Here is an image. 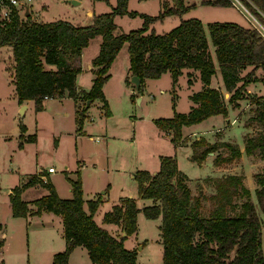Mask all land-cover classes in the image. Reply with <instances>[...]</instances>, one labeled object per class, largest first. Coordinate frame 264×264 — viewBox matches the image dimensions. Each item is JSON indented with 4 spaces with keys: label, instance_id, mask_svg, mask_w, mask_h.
<instances>
[{
    "label": "trees",
    "instance_id": "1",
    "mask_svg": "<svg viewBox=\"0 0 264 264\" xmlns=\"http://www.w3.org/2000/svg\"><path fill=\"white\" fill-rule=\"evenodd\" d=\"M107 2L108 0H101ZM128 0H115L109 11L92 13L90 23L73 25L68 20L36 21L27 14L21 18L15 7L9 6V16L0 19V46H9L13 60V85L18 103L31 99L35 110L42 109L44 98L70 97L91 102L99 99L104 116L110 114L102 85L108 77V69L120 48L126 44L129 73L139 78L138 93L142 92L144 78H158L168 71L173 90L182 68L197 70L202 88L189 95L193 103L187 112L173 111L170 117L153 118L154 125L170 135L174 145L185 142L181 128L198 123L210 115L227 113V107H237L244 98L246 84L255 81V70L264 74V38L254 27L234 22H209L205 26L198 18H181L169 31L155 33L150 24L166 15H182L194 4L173 0L172 5L162 2V10L156 15L138 13L127 9ZM259 21H264V0H239ZM202 4L232 5L231 0L201 1ZM142 16L140 27L114 33L116 15ZM101 36L98 53L91 59L92 83L88 90L78 88L75 77L80 72V55L89 40ZM209 44L213 55L209 51ZM44 64L53 65L46 69ZM251 68L243 75L240 70ZM218 69L222 86L229 93L225 99L221 90L209 85L211 76ZM191 74H187L188 82ZM129 84L128 77L125 81ZM239 82V84H238ZM137 95L132 93L130 98ZM88 102V104H89ZM174 103V96H172ZM80 110V116L88 107ZM76 118L80 130L82 119ZM254 119L259 130L243 135L246 154L264 156V96L256 102ZM24 131V126H19ZM20 142L34 141L35 135ZM225 147L227 154L217 153L214 164L229 162L240 156L235 143L209 142L199 136L190 142V159L200 163L208 154ZM45 177V178H44ZM133 177L137 183V196L149 198L152 204L142 207L149 218L160 217L158 225L162 245L159 264H264L262 252V221L250 192L243 184L241 174H224L206 177L214 186L209 197L212 205L207 214L201 210L202 194L192 195L187 176L178 169L173 155L159 156V167L154 172L137 169ZM256 182L254 194L264 217V172L253 175ZM70 184L71 197H60L47 174L33 173L25 181L13 186L9 202L13 216H25L27 204L21 192L32 185L44 187L46 194L35 198V213L41 210L58 214L62 219L65 246L52 255L51 264H67L70 251L83 246L93 264H141L136 261L134 249L123 245L125 236L114 237L93 220V213L101 202V196L87 201V211L82 207V187L77 172L74 179L65 174ZM241 200L236 205L234 199ZM237 208L230 212V209ZM136 203L125 197L105 211L103 223L120 224L126 235L136 230ZM1 244V241H0ZM0 264H4L0 259Z\"/></svg>",
    "mask_w": 264,
    "mask_h": 264
},
{
    "label": "rangeland",
    "instance_id": "2",
    "mask_svg": "<svg viewBox=\"0 0 264 264\" xmlns=\"http://www.w3.org/2000/svg\"><path fill=\"white\" fill-rule=\"evenodd\" d=\"M76 1L75 4L70 5L66 0H29L28 4L36 6V14H33L36 20L64 19L69 22L85 15L86 8H89L94 13H101L109 11L115 4V0H108L107 2L101 0ZM163 1L167 5L173 4V0H128L127 8L153 16L162 10ZM183 1L185 4L194 5L182 15L170 14L154 20L150 27L155 33L169 31L177 25L181 18L194 17L198 18L204 26L209 22H234L247 27H255L264 36V23H260L239 0H231L232 5L230 6L202 4V0ZM23 17L21 14V18ZM142 19L139 14L135 16L116 15L114 21L116 20L118 25L115 33L140 27ZM94 40L85 49V57H88L94 50ZM5 47L8 48L7 46ZM213 49L214 47L209 44V51L212 55ZM1 52L3 54V51ZM9 54L11 57L12 54ZM7 63V54L4 53L0 56V199L2 200L3 187L10 182V179H14L15 183L17 181H25L39 167L45 169L49 167L48 171L54 172L53 179L57 183L58 189L63 191L64 184L67 181L65 170L73 174L74 172L72 171L77 168V163H79L80 167V159L92 160L95 163L96 183L103 184L98 189L97 194H100L105 189L102 194L103 199H101L93 215V220L99 225L103 213L109 210L113 204L120 202L125 197H132L136 207L139 209L136 213V230L129 235H122L121 225L117 224L115 226L116 236H125L123 245L127 249L135 250L138 263L159 264L162 253L158 229L160 217L149 218L143 214L142 207L152 204V200L137 196V183L132 174L137 169L153 170L154 172L159 166V155L175 153L179 170L183 171L187 178L190 179L189 186L192 195L199 192L202 194L201 210L204 214H207L212 205L209 196L213 188L205 187V194H203L196 180L203 178L202 182L213 185L204 179L207 175L216 174L212 162L209 159H206L205 162H203V159L200 163L191 160L190 143L187 146L174 147L166 135L157 133L159 129L152 122L153 118L170 117L173 111L187 112L189 110L190 101L187 95L190 91L195 92L199 89L200 79L188 82L186 74H191V77L194 78L195 74H199L198 71L190 69L191 71L185 73L184 69L181 70L173 90L168 71L162 73L158 78H147L144 81V87L142 85V99L136 101V97L131 99L129 95L128 101L130 105L127 104L125 106L121 97L117 95L119 94L121 81L124 83L126 81L120 76V74H125L128 65V53L124 44L109 67V73L112 74L110 86L112 90L117 91V94L113 100L114 102H112L113 110L110 111L108 116H104L101 102L96 98L89 102L84 114L80 116V110L85 105L84 101L80 100L77 103L70 97L49 98L45 103V107L40 110H35L34 105L31 103L20 114L19 109L24 103L18 107L16 105L17 99L13 93L12 82L7 72ZM250 68L251 66L242 68L240 74L243 75ZM216 70L215 76L213 75L214 84L216 78L221 80L219 71L218 69ZM254 76L256 80L251 82L255 83V92L248 93L245 90L243 101L237 107H232L236 111L239 123L250 127V132L252 133L259 130V125L254 119L256 102L260 100L261 96H264V74L260 69H256ZM120 77L122 80H120ZM251 82L247 83L246 86ZM129 84L132 86L131 83ZM159 87H163L165 90L157 92ZM221 92L223 97L227 99L229 93L226 94L227 91L224 89ZM132 93H134L133 89ZM172 96H174V103H172ZM75 108L79 110L75 111ZM228 115L229 118L233 116L231 111H229ZM78 116L82 119L81 130L77 129L75 118ZM221 118L218 116L212 117L200 122L198 125L184 127L181 129L182 137L190 131H205L220 125L222 123ZM21 124L24 126V131L19 129ZM106 124L108 126L106 128L108 129V134L114 135L118 141L110 142L111 137L104 136ZM77 130L80 132H77ZM20 133L25 134L24 138H26L28 133L34 134L36 137L35 142L21 140L23 145L19 146ZM227 135L231 138V141H234L233 143L242 145L241 127L239 125L233 124ZM219 137L220 134L218 132L214 133V141H217ZM56 139L59 146L54 144ZM129 139L134 140L132 145L128 144ZM106 141L110 142L107 148H105ZM257 158L260 157L253 156L251 160ZM106 162L107 166L105 165ZM235 163L240 164L239 157L235 159ZM127 164H130L135 169L132 174L124 172ZM65 165L66 168L64 167ZM258 171L264 172V166ZM83 172L88 177V180L85 178V196L88 197L96 183L92 180L94 175H91L90 171L83 170ZM239 173L242 175V170L236 174ZM35 188L41 193H47L44 187L37 185ZM36 195L33 189H28L24 197ZM253 197L256 211L262 221L261 242L264 256V217L255 203V195ZM240 200V198L234 199L236 205ZM1 206L0 215L2 214ZM236 209L235 207L231 208L230 212H234ZM84 254L82 252L75 254L71 263L83 264L84 261L89 263L88 255ZM27 256L31 258L36 257L37 254L30 253L28 255L26 251L7 254V264H27Z\"/></svg>",
    "mask_w": 264,
    "mask_h": 264
},
{
    "label": "crops",
    "instance_id": "3",
    "mask_svg": "<svg viewBox=\"0 0 264 264\" xmlns=\"http://www.w3.org/2000/svg\"><path fill=\"white\" fill-rule=\"evenodd\" d=\"M92 3H94V2L92 1ZM127 3H128V1H127ZM68 4L71 5L72 3L68 2ZM35 10H36V6L34 4H28V14L30 15V18L33 20H36L33 16V14H36ZM24 12H25V10L22 13H21V11H19L18 12L19 16L21 17V14L24 16ZM92 13H94V12H92L89 8H86L85 15L79 16L77 20H71V23L73 25H77V26L78 25H86V24L90 23ZM98 13H100V12H98ZM124 15H126V14H124ZM36 21H39V20H36ZM114 23L116 24V26L118 25L116 20L114 21ZM116 31H117V29L114 30V33ZM93 39H95L94 40V45H95L94 50L92 51V53L88 57H85V53H84L85 49L92 43ZM100 43H101V36L96 35L93 38H91L89 40L88 45L82 49V52L80 55L81 70H80V72H78L76 74V77H75V82H76V85L78 86V88H81L83 90H88L91 86L92 78H93V73H92L93 67L90 64V61L98 53ZM5 46L6 45L0 46V56L3 55L4 53L7 54L8 63H7L6 68H7V72L9 74L10 80L12 82L13 93H14L13 60H12V56L10 57V54H9V53H11V49L9 46H7L8 48H6ZM120 50H121V48H120ZM1 51H3V54ZM114 59H113V61H114ZM128 67H129V62H128L125 74L124 75L120 74V76H122L123 80H125L127 77L130 76ZM44 68L49 69V68H54V66L49 65V64H44ZM183 69H184L185 73H187L191 70H194L191 68H182V70ZM194 71H197V70H194ZM214 76H215V74H214ZM111 77H112V74L109 73V69H108V77L102 85V92H103V95L107 101V104H108L110 111L113 110L112 102H114L113 100L117 94V91L112 90V87L110 86ZM122 78L120 80H122ZM145 79H147V78H144V81H145ZM190 79L192 82L198 81L199 80V74H195V77L194 78L190 77ZM144 81H143V87H144ZM254 84L255 83L251 82L248 86H246V91L248 93L255 92ZM202 85L203 84L200 81L199 89L202 88ZM209 85L212 87H217L220 90L223 89L221 80L216 78L215 84L213 83V75L211 76ZM119 88H120L119 94H117V95H119L121 97L125 106L127 104L130 105L128 99H129V95L132 94V89H133L132 86L130 84H127L126 82L124 83L121 81ZM164 90L165 89L163 87H159L157 92H163ZM193 92L194 91H190V93H188V95H187L188 98H189V95L192 94ZM227 93L228 92H226V94ZM136 95H140V100L142 99V95H143L142 93H140V94L138 93ZM64 97H67V96H63L60 98H64ZM48 99L49 98H44V100L42 101L43 108L45 107V103L47 102ZM79 101H80V99L77 100V103ZM189 101H190V105H189V107H190L193 103L191 102L190 99H189ZM241 101H243V99H241L239 101V103ZM23 103L26 105L25 108H27L31 103L33 104V101L31 99H26L21 103H18V101H17L16 105L18 107L19 105H21ZM77 103H76V106H77ZM74 105H75V103H74ZM76 110H79V109L75 108V111ZM229 111H231V113L233 114V116L231 118H229V115H228ZM217 116L222 117L221 118L222 123L220 125H216L215 127H211L210 129L205 130V131H190L183 136V138L186 140L185 142L180 143L178 145L173 144V146L174 147L180 146V145L187 146V145H189V143L193 139H195L199 136L204 137L209 142H213L214 141V133H216V132H218V134H220V137L218 138L217 141H228V142L233 143L234 141L233 140L231 141V138L228 137L227 133L233 124L236 123L237 125H239L241 127V138H242V145L237 144V146L240 150V156H239L240 164L235 163L236 158L233 159L232 161H229V162H222L219 164H214L213 160H214V157L217 153H221L222 155L227 154V149L225 147H221L216 152L208 154L204 158L203 162H205L206 159H209L212 162L213 167L215 169L214 171L216 173L215 175H207L206 177H220L221 175H224V174H236V173L240 172V170H242V175H243L242 182L248 188V190L250 192V196H249L250 200L254 203V200H253L254 199L253 196L255 195L254 189L257 185H256V182H255L252 175L256 172H260L258 170L264 166V156H259L256 153H252V154H246L245 153L244 148H243V135L246 133H252V132H250V130H251L250 127L239 123V121L237 119L236 111L233 110V108L230 105H228V107H227V113L225 116H223L221 114L210 115V116L206 117L205 119L201 120L200 122L207 120V119H210L212 117H217ZM200 122L190 124V125H184V126H182V128L189 127L191 125H198ZM107 127L108 126L106 124L104 136L105 137H111L110 142L117 140L114 135L108 134L109 132H108V129H106ZM80 130H81V127H80ZM77 132H80V131L77 130ZM157 133H160L161 135H166L168 137V139L170 140V135L166 134L164 131L159 129V132H157ZM28 135H31V134L28 133ZM23 136H25V134H23ZM35 140H36V137H35L34 141H29V142H35ZM110 142L106 141V143H105L106 147L105 148H107V146ZM21 143H23V142H21ZM133 143H134L133 139L128 140V144L132 145ZM54 144H55V146H59L58 145L59 143H57V139L54 141ZM21 145H23V144H21ZM169 155L175 156V153L169 154ZM159 156H161V155H159ZM253 156H259L260 158H257L255 160H251ZM79 161L81 162L80 167H79V163H77V168H75L72 171V172H74L73 174H70V172H68L67 170H65V171H66L67 176L72 178V179H74L76 177L77 172L79 173L80 179H81V187H82V199H83L82 207L85 211H87V201L90 199H94L98 195H100L101 199H103L102 194L104 193L105 189H103L100 194H97L98 189L101 188L103 186V184L101 185V183H96V170L94 167L95 163L92 162V160L88 161V160L80 159ZM86 161H87V163H86ZM176 163H178L177 159H176ZM260 163H262V164H260ZM105 165L107 166V162ZM64 167L66 168V165ZM177 167H178V165H177ZM48 168L45 169V168L39 167L38 169L35 170V173L39 172V171L45 172L47 174L48 178L50 179L51 183L53 184L55 191L57 192V194L60 197H63V198L71 197L72 194H71V190H70V184L66 181L64 184L65 187L63 188V191H60V189H58V187H57V183L53 179V176H54L53 173L54 172H49ZM83 170L90 171L91 175L92 174L94 175L92 180L96 183L94 189L92 191H90L88 197L85 196V194H86V191H85L86 179L88 180V177L85 176L86 174L83 172ZM134 170L135 169L130 164H127L124 168V172L126 171L127 173H130V174H132V172H134ZM10 171H12V170H10ZM149 172H153V170H151V171L149 170ZM206 177H204V178H206ZM202 179L196 180L197 184L200 185L199 189L202 191L203 194H205V192H204L205 187H207V186L212 187L213 191L210 192V194H213L215 191L214 186L208 185L209 183L207 184V183L202 182ZM13 180L10 179V182L7 183V185L5 187H3L2 200L0 199V205H2L1 206L2 207V214L0 215V241H1L0 259H3L4 264H7V258H6L7 254L10 255V254H16L17 252L26 251L28 255L30 253L37 254L36 257L30 258L27 256V261H26L27 264H51L52 255L55 252L62 250L65 246V241L63 238V227H62L61 216L58 214H54L53 212L47 211V210H41L40 213H35L36 206L33 203V200L35 198H38V196L40 197V196L44 195V193H41L38 190H36L35 187H37V185H32V186L25 188L20 194L21 199L24 200L27 204V208H28L27 214L25 216H13L11 213V208H10L9 192L13 186L22 182V181H17V183H15ZM189 180L190 179L188 178V181H187L188 186H189ZM189 188H190V186H189ZM28 189H33L37 195L36 196H30L27 198L24 197V194L26 193V191ZM195 194L196 193H193V195H195ZM255 203L257 205L256 198H255ZM96 210L94 211V213L96 212ZM94 213H93V215H94ZM99 225L101 227L105 228L111 235H113L114 237L117 238L116 232H115V226L117 224L103 223L101 221V223ZM81 252L83 254L85 253L84 255H87V251L83 246H80V245L75 246L69 253L67 264H72L71 261L75 257V254H78ZM89 261H90V259H89ZM83 264H93V263H91V261L89 263L88 262L86 263L84 261Z\"/></svg>",
    "mask_w": 264,
    "mask_h": 264
},
{
    "label": "built area",
    "instance_id": "4",
    "mask_svg": "<svg viewBox=\"0 0 264 264\" xmlns=\"http://www.w3.org/2000/svg\"><path fill=\"white\" fill-rule=\"evenodd\" d=\"M28 2H29V0H0V19L8 18V16H9V8L8 7L9 6L15 7L17 12L21 11V13H22L26 8H28ZM263 18H264V16H263ZM259 22L264 23V21L263 22L259 21ZM255 29H257V28H255ZM259 33L261 34L260 31H259ZM261 35L263 36V34H261ZM263 38H264V36H263Z\"/></svg>",
    "mask_w": 264,
    "mask_h": 264
},
{
    "label": "water",
    "instance_id": "5",
    "mask_svg": "<svg viewBox=\"0 0 264 264\" xmlns=\"http://www.w3.org/2000/svg\"><path fill=\"white\" fill-rule=\"evenodd\" d=\"M66 1H68V2H70V3H72V4H75V3L77 2L76 0H66ZM27 14H28V8L25 9L24 16H26ZM129 82H130V83L132 84V86H133L134 94H138L139 78H138L136 75L132 74V75L129 76ZM139 100H140V96L137 95V96H136V101H139ZM88 102H89V101L86 100L85 105H87ZM25 107H26V106H25L24 104L21 105V107H20V109H19V113H20V114H22V112H23V110H24ZM122 235H125V232L122 231Z\"/></svg>",
    "mask_w": 264,
    "mask_h": 264
}]
</instances>
